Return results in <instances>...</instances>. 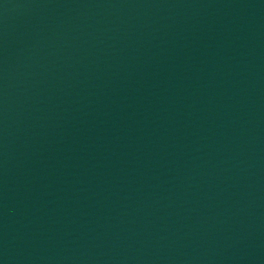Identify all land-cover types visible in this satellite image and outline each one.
Wrapping results in <instances>:
<instances>
[{"label":"water","instance_id":"obj_1","mask_svg":"<svg viewBox=\"0 0 264 264\" xmlns=\"http://www.w3.org/2000/svg\"><path fill=\"white\" fill-rule=\"evenodd\" d=\"M0 264H264V0H0Z\"/></svg>","mask_w":264,"mask_h":264}]
</instances>
